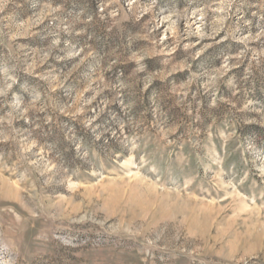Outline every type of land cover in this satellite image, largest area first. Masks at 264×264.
Wrapping results in <instances>:
<instances>
[{"label":"rangeland","instance_id":"rangeland-1","mask_svg":"<svg viewBox=\"0 0 264 264\" xmlns=\"http://www.w3.org/2000/svg\"><path fill=\"white\" fill-rule=\"evenodd\" d=\"M0 264H264V0H0Z\"/></svg>","mask_w":264,"mask_h":264},{"label":"trees","instance_id":"trees-1","mask_svg":"<svg viewBox=\"0 0 264 264\" xmlns=\"http://www.w3.org/2000/svg\"><path fill=\"white\" fill-rule=\"evenodd\" d=\"M79 121H75L74 122V124H75V126H76V130H78L79 132H82L83 131V129L81 128L82 126H81V124L80 123H78Z\"/></svg>","mask_w":264,"mask_h":264}]
</instances>
